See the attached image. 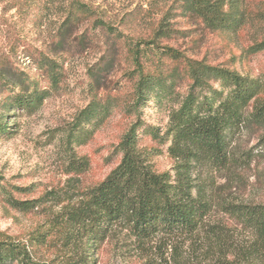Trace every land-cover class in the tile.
I'll list each match as a JSON object with an SVG mask.
<instances>
[{"label":"trees","instance_id":"obj_1","mask_svg":"<svg viewBox=\"0 0 264 264\" xmlns=\"http://www.w3.org/2000/svg\"><path fill=\"white\" fill-rule=\"evenodd\" d=\"M244 1L144 0L119 15L99 0H0V134L9 131L11 110L34 111L59 88L71 49L90 48L98 34L108 35L106 64L122 57L132 64L127 83H133L135 92L125 104L126 111L137 114L118 144L119 164L97 185L77 188L76 178L89 163L73 157L67 173L76 176L60 191L32 200L9 194V204L24 212L52 202L46 220L27 238L0 230V264H99L103 244L118 230L139 248L147 245V254L154 252L153 264H264V202L222 201L211 186L218 175L237 178L251 167L253 149L243 150L238 142L246 131L263 130L264 144V75H243L169 44L189 30L179 28L182 18L211 31L241 29L247 22ZM147 18L148 35L121 29ZM26 24L46 26L48 44L36 47L25 39ZM151 48L161 49L164 58L149 65ZM261 50L264 39L251 48ZM23 57L32 61L36 73L19 68ZM103 71L99 66L97 74L89 73L100 81ZM186 80L183 94L179 87ZM94 95L77 126L94 124L111 112V97L103 101ZM153 97L178 103L163 136L147 126L154 136L171 141L168 154L174 164L163 172L151 162L156 150L139 145L141 111ZM199 176L204 179L197 182ZM215 206L231 221L213 219Z\"/></svg>","mask_w":264,"mask_h":264},{"label":"rangeland","instance_id":"obj_2","mask_svg":"<svg viewBox=\"0 0 264 264\" xmlns=\"http://www.w3.org/2000/svg\"><path fill=\"white\" fill-rule=\"evenodd\" d=\"M113 14L141 6L144 0H99ZM149 0H147V3ZM243 8L247 18L245 26L230 31H211L199 24L181 19L179 28L186 30L169 41L171 46L179 48L191 57L204 59L212 64H223L237 70L243 75L259 77L264 75V50L253 52L252 46L264 39V0H245ZM108 10V11H109ZM142 22L132 27L123 25L125 33L149 34L150 24ZM136 34V35H135ZM95 45L86 50L78 47L71 49V54L64 62L65 74L58 89L52 91L44 103L34 111L14 109L7 119L9 131L0 134V230L11 235L27 238L28 233L46 220L49 212L47 205H39L24 212L14 209L8 202L9 194L18 199L32 200L41 198L50 191H60L67 186L71 170L70 162L88 161L89 168L76 178L77 188H91L100 183L115 168L122 157L118 149L121 137L137 114L129 113L127 104L134 96L133 83L129 80L127 70L132 67L124 57L109 64L104 58L105 40L98 34ZM22 36L33 46L48 44L49 31L46 26L27 25ZM164 55L162 50L151 48L147 52V63L156 62ZM158 59V60H157ZM165 60L169 63V57ZM106 64V65H105ZM150 65V64H149ZM18 66L26 71L36 73L30 59H18ZM99 66L104 67L101 80L95 81L90 71L97 74ZM188 80L179 87L188 91ZM45 85V82L42 83ZM98 96L103 101L110 98L111 112L104 119L90 124H78L81 111L90 101ZM128 102L127 104H125ZM178 103L169 97H153L144 110L141 119L144 122L139 130L140 147L156 150L151 162L157 171L171 170L174 161L168 154L170 140L154 136L147 131V126H154L161 136L168 128L171 108ZM263 130L245 132L238 140L244 150L253 149L255 159L250 168L241 170L240 176L233 178L229 173L218 175L211 186L215 188L222 201L228 199L235 203L264 202V144L261 136ZM158 150V151H157ZM204 175V174H202ZM73 176V177H72ZM197 176V174H194ZM198 177V181L203 180ZM53 205V204H52ZM55 207H53L54 209ZM213 219L230 222L220 208L213 209ZM159 240L153 243L156 249ZM44 248H41V250ZM153 250V249H152ZM152 252V251H151ZM147 245L138 247L135 240L124 232L115 233L105 242L99 253V264H153ZM208 264V263H207Z\"/></svg>","mask_w":264,"mask_h":264}]
</instances>
